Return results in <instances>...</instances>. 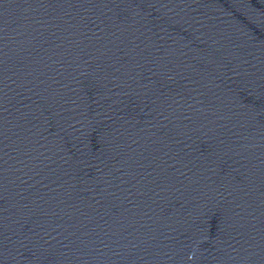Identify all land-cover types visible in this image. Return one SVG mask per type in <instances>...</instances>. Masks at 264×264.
I'll return each instance as SVG.
<instances>
[{
	"label": "water",
	"instance_id": "obj_1",
	"mask_svg": "<svg viewBox=\"0 0 264 264\" xmlns=\"http://www.w3.org/2000/svg\"><path fill=\"white\" fill-rule=\"evenodd\" d=\"M0 264H264V0H0Z\"/></svg>",
	"mask_w": 264,
	"mask_h": 264
}]
</instances>
